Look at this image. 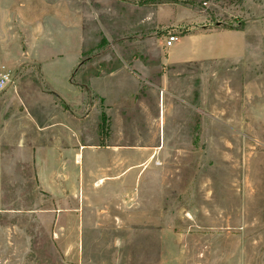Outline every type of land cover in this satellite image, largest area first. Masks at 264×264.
I'll list each match as a JSON object with an SVG mask.
<instances>
[{
    "label": "rangeland",
    "instance_id": "rangeland-1",
    "mask_svg": "<svg viewBox=\"0 0 264 264\" xmlns=\"http://www.w3.org/2000/svg\"><path fill=\"white\" fill-rule=\"evenodd\" d=\"M74 4L85 55L73 87L59 91L63 113L83 121L91 143L127 150L83 194L39 185L34 154L13 144L30 130H12L0 90V264H264V0H0L15 56L60 50ZM150 12L158 26L149 33L138 22ZM43 31L54 43H37ZM171 35L186 36L174 46L179 59L192 50L184 62L166 60ZM73 37L55 78L73 60ZM133 57L140 83L114 74L129 89H103ZM24 59H14L9 87L43 90L39 65ZM81 155L84 171L109 159Z\"/></svg>",
    "mask_w": 264,
    "mask_h": 264
},
{
    "label": "crops",
    "instance_id": "crops-1",
    "mask_svg": "<svg viewBox=\"0 0 264 264\" xmlns=\"http://www.w3.org/2000/svg\"><path fill=\"white\" fill-rule=\"evenodd\" d=\"M75 12L72 14L75 17V21L71 22L69 26L63 25L64 31L61 32V48L59 50V45H55L57 48L55 53H45L38 54L34 52L29 55V52H22V55L15 56L14 48V33H13V19L8 9L5 8L4 11H0V77L3 74H8L11 81V74L14 70L15 66V58H32L39 66V74L43 78L42 89L35 90V93L28 94L25 92H20V87L24 86L22 82L19 84L16 82L9 87V83H7L2 89H6L5 98H3V105L11 110V120L16 125L12 128L15 130L14 132L19 130H25L29 128V134H22V136L18 137L17 141L13 144L16 148H21V154H34L33 168L36 170V175L38 178L39 185H48L49 187L53 186L54 188H58L64 185H71L75 189V191L83 194L85 190L88 188H84L85 185H92L95 181H99L101 184L103 177H105V170H109L106 168L109 164V160L111 155L113 159H117V162L123 164L121 160L123 157H120L126 153L125 145H107L106 147H101L100 145H95L90 141L93 139V135L88 133L86 130H82V120L72 116L64 112L62 110V99L59 94V91L67 90L70 87H73L71 84V79L77 71L83 66V58L85 55V38H84V30L85 24L83 21L82 15L78 13V8L74 4L73 5ZM54 21H60L58 18H54ZM177 21V20H175ZM45 22V21H44ZM174 23V21H172ZM138 24H142V26H146V29L151 30L156 29L158 26L157 17L155 12H150V15L147 17L139 19ZM177 24V23H176ZM46 25V22L44 23ZM49 26V25H48ZM153 28V29H152ZM45 29V28H44ZM71 35L66 34L65 36L69 37V42H71V38L73 37V47L70 50V54L73 56L72 62H69L65 66L64 76L55 78L53 68L62 67L65 65L62 61L66 54L68 53L66 48L69 45L63 43L64 37L63 33L67 31H71ZM186 36L178 37L177 41L173 44V46L169 47L167 50L166 60H170L169 62H184L185 59L189 58L192 54V50L190 49V53L185 58L179 59L178 50L174 48V46L181 40H185ZM54 43L50 40L46 31L39 33L37 37V43ZM35 43V44H37ZM45 45V44H44ZM24 59V60H25ZM121 65L117 70H111L108 74V77H103L102 79V88L106 91H111L115 87L116 89H129L121 84V81L114 82V79H111L115 76L124 73L125 75H130L131 78L126 79V82H130L134 84L135 88L142 78L139 76V73H143V64L133 57L130 61L121 59ZM24 62V61H23ZM22 61L18 62V66L20 70L18 73L27 74L30 70L27 67H22ZM18 67V68H19ZM27 70V72L25 71ZM56 80L60 82V84H56ZM122 80V79H121ZM128 80V81H127ZM95 82L93 78L89 79V86L92 87V84ZM65 84V85H63ZM63 85V86H62ZM24 91V88H23ZM114 95V93L112 92ZM84 94H81V101L79 105L80 107L84 105L85 102ZM114 97V96H113ZM28 98V99H26ZM106 99L112 100L111 96H105ZM111 98V99H109ZM84 99V101H83ZM114 100V98H113ZM78 106V107H79ZM4 114V113H3ZM6 114V113H5ZM4 114V115H5ZM4 115L1 116V121H7L8 118H5ZM102 114V118H103ZM83 119V118H82ZM25 148H28V152L25 151ZM93 151L98 152L99 154H107L109 159L106 164H99L94 168L90 167L87 171L84 169L81 170L82 164V153L85 151ZM16 153L18 151L15 150ZM82 152V153H81ZM107 152V153H106ZM71 157L73 160L75 159L74 165L78 166L77 171L70 175L67 171L66 167H64L65 162ZM78 158V159H77ZM119 166V165H117ZM129 172V169L126 170L125 167L122 168L121 174L124 176L125 173ZM105 174V175H104ZM87 183V184H86ZM84 188V191H83ZM90 188V186H89ZM91 189H88V191Z\"/></svg>",
    "mask_w": 264,
    "mask_h": 264
},
{
    "label": "built area",
    "instance_id": "built-area-1",
    "mask_svg": "<svg viewBox=\"0 0 264 264\" xmlns=\"http://www.w3.org/2000/svg\"><path fill=\"white\" fill-rule=\"evenodd\" d=\"M177 37L176 36H169L166 40L165 46L167 48L173 46V44L177 41ZM9 81V75L8 74H3L0 77V89H2Z\"/></svg>",
    "mask_w": 264,
    "mask_h": 264
},
{
    "label": "trees",
    "instance_id": "trees-1",
    "mask_svg": "<svg viewBox=\"0 0 264 264\" xmlns=\"http://www.w3.org/2000/svg\"><path fill=\"white\" fill-rule=\"evenodd\" d=\"M76 74V73H75ZM74 76V75H73Z\"/></svg>",
    "mask_w": 264,
    "mask_h": 264
},
{
    "label": "bare ground",
    "instance_id": "bare-ground-1",
    "mask_svg": "<svg viewBox=\"0 0 264 264\" xmlns=\"http://www.w3.org/2000/svg\"><path fill=\"white\" fill-rule=\"evenodd\" d=\"M78 159V158H77Z\"/></svg>",
    "mask_w": 264,
    "mask_h": 264
}]
</instances>
